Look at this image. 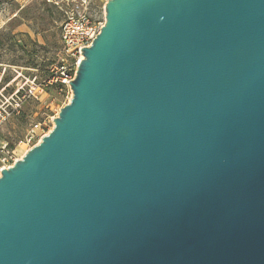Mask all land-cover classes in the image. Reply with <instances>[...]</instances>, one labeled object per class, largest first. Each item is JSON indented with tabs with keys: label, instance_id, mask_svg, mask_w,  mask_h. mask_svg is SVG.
I'll list each match as a JSON object with an SVG mask.
<instances>
[{
	"label": "water",
	"instance_id": "water-1",
	"mask_svg": "<svg viewBox=\"0 0 264 264\" xmlns=\"http://www.w3.org/2000/svg\"><path fill=\"white\" fill-rule=\"evenodd\" d=\"M80 50L0 264H264V0H107Z\"/></svg>",
	"mask_w": 264,
	"mask_h": 264
},
{
	"label": "rangeland",
	"instance_id": "rangeland-1",
	"mask_svg": "<svg viewBox=\"0 0 264 264\" xmlns=\"http://www.w3.org/2000/svg\"><path fill=\"white\" fill-rule=\"evenodd\" d=\"M71 1L92 20L104 23L107 0H52L49 4L59 9H53L52 16L40 8V0H0V32L11 30L20 36L21 43H27V50L34 55L31 58L9 44L0 50V167L5 164L3 160L12 165L37 145L41 139L27 142L33 126L41 125L35 134L41 135V129L48 134L60 109L71 100L69 87L48 86L41 91L39 85L44 71L56 73L58 64L70 71L68 81L74 78L76 68L63 54L60 41L61 25L72 7ZM30 16L33 18H26Z\"/></svg>",
	"mask_w": 264,
	"mask_h": 264
},
{
	"label": "built area",
	"instance_id": "built-area-1",
	"mask_svg": "<svg viewBox=\"0 0 264 264\" xmlns=\"http://www.w3.org/2000/svg\"><path fill=\"white\" fill-rule=\"evenodd\" d=\"M48 3H51L52 0H45ZM72 7L68 10L66 17L64 18L61 29H60V41L62 44V50L65 57L69 59L72 67H77L78 63L82 60V51L80 49L87 48L91 45L92 41L99 34L103 23L94 21L91 17L85 13L84 11L78 10V7H74L73 1H71ZM55 77L53 80L48 83H56L60 82L67 87H69L68 81L70 78V71H68L65 66H60L57 68ZM43 89L42 87L40 90ZM39 90V89H38ZM42 91V90H41ZM41 128L40 124L34 125L31 129L28 143L33 141L34 139H41L45 136L43 130L41 129L42 134H35V130ZM4 165L0 167V171L2 169H6L11 165H6L5 160H3Z\"/></svg>",
	"mask_w": 264,
	"mask_h": 264
},
{
	"label": "trees",
	"instance_id": "trees-1",
	"mask_svg": "<svg viewBox=\"0 0 264 264\" xmlns=\"http://www.w3.org/2000/svg\"><path fill=\"white\" fill-rule=\"evenodd\" d=\"M40 1H41V4L39 5V6H41L40 8H43L44 11H48L50 16H52V14H53L52 13L53 9H58V7L55 6L54 4L46 3L45 0H40ZM26 18H33V16L26 17ZM26 38H28V37H26ZM6 44L13 46L15 49L20 50L21 52L27 54L31 58L34 56L32 52H29L27 50L28 44L27 43H21L20 36L14 35L11 30H8L6 32H0V50H3V48L5 47ZM17 44H19V45H17ZM50 64H52V63L45 64V65H43V67L45 68L46 65H50ZM29 65L33 66L35 64L29 63ZM58 66L60 67L61 64H58ZM56 76H57L56 73H54L53 71L48 72L45 70L44 71V79H43L42 83H40L39 85L43 89L48 88V86L53 87V88H57V89L66 88V86L60 82L48 83L49 81L53 80ZM70 76H71V73H70Z\"/></svg>",
	"mask_w": 264,
	"mask_h": 264
}]
</instances>
